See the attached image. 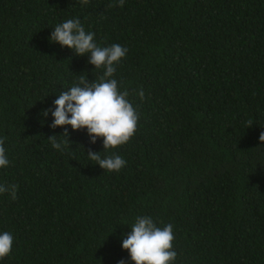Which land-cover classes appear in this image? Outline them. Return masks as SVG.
<instances>
[{"label":"trees","instance_id":"16d2710c","mask_svg":"<svg viewBox=\"0 0 264 264\" xmlns=\"http://www.w3.org/2000/svg\"><path fill=\"white\" fill-rule=\"evenodd\" d=\"M73 18L128 49L114 78L139 120L106 153L119 172L86 156L103 146L85 130L63 152L48 140L63 133L43 116L56 95L103 72L50 42ZM261 132L264 0H0V183L18 186L0 195L14 237L0 264H131L121 240L143 215L173 225L176 264H264Z\"/></svg>","mask_w":264,"mask_h":264},{"label":"clouds","instance_id":"9594fccd","mask_svg":"<svg viewBox=\"0 0 264 264\" xmlns=\"http://www.w3.org/2000/svg\"><path fill=\"white\" fill-rule=\"evenodd\" d=\"M89 0H81L86 5ZM122 6L124 0H118ZM50 42L67 48L78 57H88V63L94 69H102V75L96 82H87L86 78L56 95L50 108L43 116L52 118L51 129L62 128L63 133L53 135L48 140L57 151H65L69 133L85 130L89 143L95 144L102 138V152L88 151L87 157L103 171L119 172L126 165V160L111 150L126 144L134 135L139 120L136 107L128 99L130 93L122 90L120 82L114 78L117 66L126 57L128 49L120 44L100 46L95 34L86 31L78 18L68 19L57 24L49 37ZM136 95L142 101L145 93L140 89ZM63 137V139H57ZM259 142L264 144V132L259 135ZM0 138V169L7 168L10 160ZM101 153H105L103 157ZM18 186L0 183V195L8 194L16 199ZM175 239L171 223L164 227L157 226L150 215L137 216L130 231L122 237L121 249L126 251L131 264H176L177 252L173 248ZM14 243L13 234L0 231V262L8 257ZM123 264V262H121Z\"/></svg>","mask_w":264,"mask_h":264}]
</instances>
